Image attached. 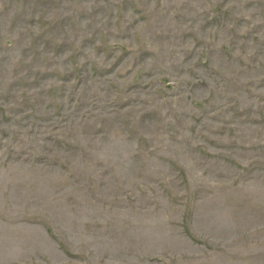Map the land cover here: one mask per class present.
I'll return each instance as SVG.
<instances>
[{
	"label": "rangeland",
	"instance_id": "rangeland-1",
	"mask_svg": "<svg viewBox=\"0 0 264 264\" xmlns=\"http://www.w3.org/2000/svg\"><path fill=\"white\" fill-rule=\"evenodd\" d=\"M0 264H264V0H0Z\"/></svg>",
	"mask_w": 264,
	"mask_h": 264
}]
</instances>
